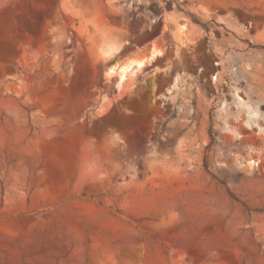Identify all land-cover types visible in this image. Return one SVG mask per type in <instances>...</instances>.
<instances>
[{
	"label": "rangeland",
	"instance_id": "obj_1",
	"mask_svg": "<svg viewBox=\"0 0 264 264\" xmlns=\"http://www.w3.org/2000/svg\"><path fill=\"white\" fill-rule=\"evenodd\" d=\"M262 118L264 0H0V264H264Z\"/></svg>",
	"mask_w": 264,
	"mask_h": 264
},
{
	"label": "bare ground",
	"instance_id": "obj_2",
	"mask_svg": "<svg viewBox=\"0 0 264 264\" xmlns=\"http://www.w3.org/2000/svg\"><path fill=\"white\" fill-rule=\"evenodd\" d=\"M163 54L162 51L158 50L156 52H151L150 55H148L147 57H143V58H140V59H136L134 61V67L129 64V65H122L119 67V82L123 81L127 75V72L129 71L131 74L134 73L137 69H140V68H143L145 67L146 65L150 64L153 60H154V57H157V56H161ZM114 71V70H113ZM112 72V71H111ZM155 78V77H154ZM177 83V79H175L174 81V84L171 85L172 88L176 85ZM170 89V88H169ZM170 91V90H168ZM239 97V96H237ZM257 116H258V111L257 110H254L253 113H252V116H250L251 118H248L247 120V124H252L251 122L253 123H256V120H257ZM264 120V118H262ZM258 121V120H257ZM250 126V125H249ZM229 127V125H228ZM233 133V132H232ZM237 134V133H235ZM234 134V135H235ZM237 136V135H236ZM239 137V136H238ZM250 162V161H248Z\"/></svg>",
	"mask_w": 264,
	"mask_h": 264
}]
</instances>
